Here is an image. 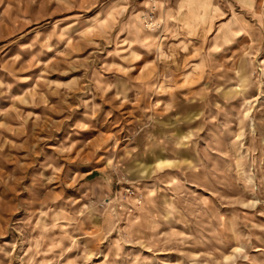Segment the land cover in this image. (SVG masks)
I'll return each instance as SVG.
<instances>
[{
  "label": "rangeland",
  "instance_id": "374dc122",
  "mask_svg": "<svg viewBox=\"0 0 264 264\" xmlns=\"http://www.w3.org/2000/svg\"><path fill=\"white\" fill-rule=\"evenodd\" d=\"M0 264H264V0H0Z\"/></svg>",
  "mask_w": 264,
  "mask_h": 264
}]
</instances>
